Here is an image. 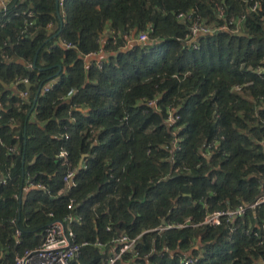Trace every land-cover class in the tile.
Segmentation results:
<instances>
[{
	"label": "trees",
	"instance_id": "obj_1",
	"mask_svg": "<svg viewBox=\"0 0 264 264\" xmlns=\"http://www.w3.org/2000/svg\"><path fill=\"white\" fill-rule=\"evenodd\" d=\"M222 5L227 18L246 15L242 32L186 44L177 14L195 9L211 23ZM105 31L113 34L100 42ZM142 31L149 41L128 43ZM101 47L103 57L88 64L85 55ZM72 87L76 94L61 99ZM151 99L157 108L146 105ZM173 106L180 118L171 124ZM84 153L66 192L63 177ZM0 177V264L41 244L69 197L83 217L79 240L142 235L138 255L117 264H264L254 234L264 237V204L216 227L155 230L163 220L199 223L264 192V0L255 12L244 0H8L0 10ZM108 254L109 246L89 245L73 264H105Z\"/></svg>",
	"mask_w": 264,
	"mask_h": 264
},
{
	"label": "built area",
	"instance_id": "obj_2",
	"mask_svg": "<svg viewBox=\"0 0 264 264\" xmlns=\"http://www.w3.org/2000/svg\"><path fill=\"white\" fill-rule=\"evenodd\" d=\"M63 1L59 0L60 7H63ZM244 3L247 5L248 12H255L261 7L262 0H244ZM32 14L31 12L29 13ZM246 15L241 14L239 16H233L227 18L225 7L219 6L218 10V18L219 21L208 22L206 19H202L199 16H196L195 9H188L185 11H181L177 14V18L179 21L187 24V33L183 38L184 42L188 45H192L194 48H198L197 40L200 36H205L208 34H214L217 32H229V33H241L242 32V24L245 20ZM107 36H112L113 32L106 31ZM128 43L138 42L144 43L150 40L149 31H142L138 35L131 34L127 37ZM102 41V36L99 39ZM63 45L66 48H75L76 45L73 42L63 40ZM127 47V44L126 46ZM103 52V47L96 52H90L85 55V59L88 64H91L92 60L98 58L100 53ZM101 65V63H100ZM32 66V64H31ZM257 72L259 74L262 73V68H258ZM22 81H27V79H23ZM51 84L44 86L43 90L45 92L51 89ZM77 92V88H70L66 95L61 99H71ZM21 95L23 97L30 95L29 89L22 91ZM149 107L157 108V100L151 99L145 102ZM75 108H77L76 104H73ZM70 115H73V112H70ZM180 118L178 115V109L176 107H171L168 114V122L174 124ZM72 120L75 118L72 116ZM70 135L66 132L65 138L68 139ZM179 140L177 139L176 142ZM217 144V140L210 142L207 145L208 150H213L214 146ZM179 148V147H177ZM16 145L10 148L11 151H15ZM68 154L67 149L62 147L59 156L66 157ZM211 154V152L207 153ZM80 167H74L64 175L63 181L65 183L66 192L77 185L75 181V177L81 169ZM0 181L5 182L4 177H0ZM36 187H42L40 184L36 185ZM65 192V193H66ZM264 204V192L252 203H240L236 206H229L223 209H215L209 211L204 219L195 223L192 221L191 217L186 218L184 221H175V222H167L164 220L162 224L156 228L155 230L159 232V234H166L170 230L173 229H183L186 227H196L199 225H209V226H219L223 223H232L238 218H243L249 210L255 209L257 206ZM68 212L63 217V219H55L50 222L44 229L43 240L41 244L35 247H27L23 250V252H17L14 256L13 264H73L74 260H78L81 256L84 247L93 245L97 248H100L105 252L106 247L109 246V254L106 259L105 264H117L118 261L122 260L123 256L127 253H132L134 257L138 255L136 250V246L138 244V240L142 235L137 237H131L127 233H123L120 235L113 236L109 242H104L100 239H96L95 241L90 240H79L77 236V232L74 228L75 225L82 224L83 217L79 214L78 202L74 197H69L67 204ZM52 215V213H51ZM110 230L111 228L108 227ZM249 229L247 233H250ZM258 238H261L260 244L264 243V237L260 236L258 232L254 233ZM15 237L20 242L21 230L17 229L15 233ZM164 251H169L168 247L164 248ZM193 263V259L191 257H187L185 259V264Z\"/></svg>",
	"mask_w": 264,
	"mask_h": 264
},
{
	"label": "crops",
	"instance_id": "obj_3",
	"mask_svg": "<svg viewBox=\"0 0 264 264\" xmlns=\"http://www.w3.org/2000/svg\"><path fill=\"white\" fill-rule=\"evenodd\" d=\"M8 0H0V10L2 9V8H4L5 7V4H6V2H7ZM106 36H107V32L105 31L104 32V34L102 35V41L101 42H104V40L106 39ZM103 52L102 53H100V55L99 56H102L103 57ZM99 58V57H98ZM30 84V83H29ZM14 90L16 91V86H14ZM33 118H34V116H33ZM84 154H86V156L85 157H87L88 156V154L87 153H84ZM83 162H84V160H83ZM83 164V163H82ZM39 188V187H38ZM164 221V220H163ZM42 240V239H41ZM9 246H5L4 247V251H2V253H1V257L3 256V255H8L9 254Z\"/></svg>",
	"mask_w": 264,
	"mask_h": 264
},
{
	"label": "water",
	"instance_id": "obj_4",
	"mask_svg": "<svg viewBox=\"0 0 264 264\" xmlns=\"http://www.w3.org/2000/svg\"><path fill=\"white\" fill-rule=\"evenodd\" d=\"M57 13L60 15L59 10H57ZM36 57H37V56H36ZM30 86H31V84L28 83V84H27V87L30 88ZM85 156H86V154H83V155H82V158H81V160H80V166H82V163H83V160H84Z\"/></svg>",
	"mask_w": 264,
	"mask_h": 264
},
{
	"label": "rangeland",
	"instance_id": "obj_5",
	"mask_svg": "<svg viewBox=\"0 0 264 264\" xmlns=\"http://www.w3.org/2000/svg\"><path fill=\"white\" fill-rule=\"evenodd\" d=\"M38 223H40L41 225H42V221H39ZM36 225V224H35ZM42 240H43V236H42ZM20 253L22 252V251H19Z\"/></svg>",
	"mask_w": 264,
	"mask_h": 264
}]
</instances>
